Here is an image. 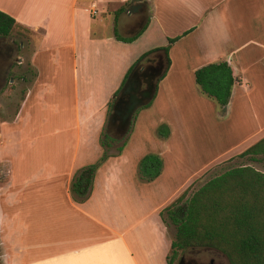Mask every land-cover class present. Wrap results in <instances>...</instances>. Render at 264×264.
I'll use <instances>...</instances> for the list:
<instances>
[{"label":"crops","instance_id":"0c3cea01","mask_svg":"<svg viewBox=\"0 0 264 264\" xmlns=\"http://www.w3.org/2000/svg\"><path fill=\"white\" fill-rule=\"evenodd\" d=\"M132 3L0 0V11L33 33L28 59L36 75L20 120L25 113L27 127L30 122L41 121L40 137L53 140L38 148L42 152L40 163L33 161L37 139L10 148L11 180L9 185L0 186L2 264H169L174 239L162 210L181 194L194 172L178 187L169 189L165 185L178 166L172 164L167 173L147 181L139 175V163L148 153L164 155L170 149L174 152V147L178 152L180 143L172 128L164 142L165 151L149 147L143 140L138 146L130 144L99 167L85 201H76L71 193L77 169L95 163L103 154L100 137L108 103L131 67L123 44L133 43L149 31L152 19L168 38L185 32V44L178 41L174 46L180 44L184 50L176 56L169 51L171 65L165 76L171 88L187 79L192 85L195 71L208 63L228 61L238 80L226 111L219 108L224 117L232 114L237 103H254V93L264 88V0H142L143 9L130 13ZM179 4H184L187 20L196 16V21L181 31L176 30L173 14L165 12ZM110 27L111 37L104 39L103 32ZM116 31L123 39L137 38L124 41L117 38ZM148 51L151 49L141 54ZM44 54L48 55L51 74L58 75L55 84L44 74ZM90 54L96 59L93 77L82 65ZM69 66L73 67V94L68 90L70 79L63 76L70 71ZM106 70L111 71L109 85L98 87L106 79L107 75L102 79ZM261 95L257 91L256 96ZM207 103L216 106V102ZM253 118V128L234 140L222 155L236 147L245 151L264 137V106ZM36 127L28 128L26 134L33 135ZM14 135L18 140L22 133L17 130ZM211 138L216 143L226 139L220 129ZM40 201L41 207H37Z\"/></svg>","mask_w":264,"mask_h":264},{"label":"rangeland","instance_id":"374dc122","mask_svg":"<svg viewBox=\"0 0 264 264\" xmlns=\"http://www.w3.org/2000/svg\"><path fill=\"white\" fill-rule=\"evenodd\" d=\"M184 7V4H179L174 10L165 11L172 13L177 20V31H181V29L185 28L190 22L196 21V16L192 17L190 15L189 20H187ZM70 11L71 9H68V15ZM97 18H99V16H97ZM111 32V27L103 32L104 39L111 37ZM161 33L162 30L159 28L156 21L152 19L149 31L143 33V35L133 43L123 44L125 51L128 53V59L126 61H129L131 66L134 64L136 65L142 57V51L146 49H160L168 46L170 38ZM184 33L177 34V36L175 35V37L180 36L176 42L181 41L185 44ZM175 37L173 36V38ZM32 39L33 33L19 26L15 27L9 36H0V42L5 44L11 43L16 46V55L12 57L11 60L7 59L4 62L6 64V69H4V73H2V82L0 85V186L9 185L11 180L10 148L12 146L17 144L21 145L23 142L37 139L38 146L35 148L36 151L33 161L40 163L42 161V158H40L42 157V152L41 149L38 150V148L40 145L50 144L53 141L51 138L40 137L41 135L39 134L41 132V127L39 126V123L41 121L38 122L36 120L30 122V126L28 125L29 127H27L28 121L25 113L22 114V119L20 120L28 89L31 85V81H33L36 75L35 70L30 66L28 59L32 52ZM174 46L175 42L172 43L170 47L171 55L172 53H175L173 54L175 56L179 55V53L184 50L180 49L183 47L180 44L176 45V47ZM157 53L159 52H153L150 56H154ZM47 56L48 55L46 54L42 56L44 64L47 66L44 74L46 78L48 76L53 79H48L49 83L55 84L58 82L59 78L57 77L58 75L51 74V67L49 66V59ZM21 57H24L23 61L20 59ZM106 62L108 63V60H106ZM64 64H66V59ZM82 65L87 69H85L87 75L93 77L91 71L94 73L95 68L93 67L96 65L94 54L87 56L85 64L82 61ZM69 67L70 71H67V74L63 72V76L65 79L66 76L70 79L71 87H69L68 90L73 94V67ZM57 72L61 74L59 71ZM109 72L111 71L106 70V74L102 77L103 79L107 75L106 79L99 82L98 87H108L110 78V75L108 74ZM55 76L57 77L56 80H54ZM175 87L171 88L170 79H168L167 76L163 77L159 83L158 92L155 99L152 101V104L149 107H144L137 111L129 135L124 140L115 143L112 148L113 153L119 155L118 147L125 142L126 144L124 148L130 144H132L131 146H138L141 143V140H143L149 147H156L155 149L159 148L161 150L164 149L165 151L164 146L170 136L162 137L159 134V127L165 124L168 125L172 128V132L176 134V138L180 143V149L176 152L175 148L178 147H174V152L170 149L169 153L165 152L164 155H161L164 160L162 173H167L172 164L178 166L175 171L176 173H172L171 179L169 178L167 180L168 184L165 186L169 189H175L180 185L181 181H183L190 173L194 172L192 177L188 179L187 185L180 191L181 194L179 196L186 194L187 198L202 187L207 181L233 167L250 165L259 171L264 172V155H259L257 159H252L250 156H243L242 153L244 151L239 150L238 147H236L237 149H235V151L222 155L223 151L234 140L242 138L241 136H244L247 131L253 128V116L256 110L262 111V107L264 106V88L261 87L260 90H256L253 97L254 103L248 105L237 103L232 114L228 117H224L222 116L217 103H215L216 106H211V103H207L212 102V104H214L215 101H207L213 99H206V97L200 93L194 77L192 79V85L190 84V80L187 79V82L183 84L179 83V85H176ZM257 91L262 95L259 97L256 96ZM197 95L202 96L200 97L202 99L199 100L195 98ZM114 97L111 98V101L108 103V112L101 131H103L104 128L106 129L108 118L112 111V109L109 111V107L112 102H114ZM17 120L21 121L18 123L19 125L16 123ZM35 127L36 131L32 133L33 135L26 134L28 128L32 129ZM217 129H220L225 135L226 139L223 143L211 141V137L214 136V131ZM17 130L18 134L22 133L18 140L15 139L14 135ZM154 140H157V143H154ZM54 141L57 144V140ZM164 142L166 143L164 144ZM60 195L64 196L63 194ZM43 198L44 197H42L41 200L44 201ZM173 202L174 201L164 207L162 213L168 226V232L173 239H175L177 225L171 219L167 209ZM41 204L42 201L36 203L37 207H41ZM1 254L2 250L0 245V264H2ZM182 256H185L187 259L196 258L200 260L201 263L209 262L211 258H215L217 263L230 264V260L226 255L222 252L211 249L182 251L175 264H178Z\"/></svg>","mask_w":264,"mask_h":264},{"label":"trees","instance_id":"16d2710c","mask_svg":"<svg viewBox=\"0 0 264 264\" xmlns=\"http://www.w3.org/2000/svg\"><path fill=\"white\" fill-rule=\"evenodd\" d=\"M17 26L15 18L0 11V36H9ZM117 38L133 41L137 37L123 39L117 33ZM179 38H170L168 46L144 53L138 63L148 60L153 52L164 50L170 66V47ZM134 66L128 70L120 89ZM237 80L235 68L226 60L208 63L195 71V81L201 92L215 100L222 112L230 103ZM112 105L113 102L109 111ZM159 134L169 137L171 128L162 125ZM116 142L104 128L100 137L104 150L102 156L95 163L78 169L74 175L71 192L76 201L83 202L89 197L99 167L110 157L118 155L112 152ZM125 144L118 147L119 154ZM242 155L252 159L264 155V137ZM163 168L162 156L148 153L139 163L140 177L153 181L162 174ZM167 209L177 225L176 238L168 255L169 264H175L182 251L204 249L222 252L231 264H264V172L250 165L233 167L207 181L190 197L182 194Z\"/></svg>","mask_w":264,"mask_h":264},{"label":"water","instance_id":"95a60500","mask_svg":"<svg viewBox=\"0 0 264 264\" xmlns=\"http://www.w3.org/2000/svg\"><path fill=\"white\" fill-rule=\"evenodd\" d=\"M132 2V12H136L142 7V0H132ZM143 26L144 24L141 25V28ZM158 52L154 56H149L154 59L156 56L158 57V60L153 63L145 60L134 66L119 93L114 97L106 133L117 141H122L129 135L137 111L150 104L156 97L159 81L164 77L169 67L167 53L164 50ZM192 260H196L198 263H193ZM215 262V258H211L209 262L201 263L196 258L187 259L182 256L178 264H215ZM216 264L224 263L216 262Z\"/></svg>","mask_w":264,"mask_h":264},{"label":"flooded vegetation","instance_id":"af4514ba","mask_svg":"<svg viewBox=\"0 0 264 264\" xmlns=\"http://www.w3.org/2000/svg\"><path fill=\"white\" fill-rule=\"evenodd\" d=\"M133 6V3L130 4L129 12L130 13H134L131 11V8ZM143 8H139L136 12L141 11ZM3 37V36H2ZM16 55V46L14 44H5L0 42V85L2 82V73H4V69H6V64L4 63L7 59L11 60L12 57H14ZM148 61V60H147ZM155 59L154 58H150L149 62H154ZM193 263H198L196 260H192ZM216 264V262H215Z\"/></svg>","mask_w":264,"mask_h":264}]
</instances>
